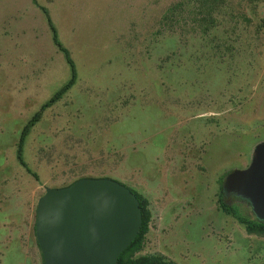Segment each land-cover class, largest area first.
<instances>
[{"label":"rangeland","instance_id":"rangeland-1","mask_svg":"<svg viewBox=\"0 0 264 264\" xmlns=\"http://www.w3.org/2000/svg\"><path fill=\"white\" fill-rule=\"evenodd\" d=\"M172 2L0 0V264H42L38 200L83 177L150 199L142 253L264 264V239L217 204L226 175L264 141V55L251 58L244 44L235 58L188 57L196 45L157 32ZM49 19L77 77L29 127L23 155L33 174L17 158L23 131L73 76ZM231 205L254 216L245 201Z\"/></svg>","mask_w":264,"mask_h":264},{"label":"water","instance_id":"water-1","mask_svg":"<svg viewBox=\"0 0 264 264\" xmlns=\"http://www.w3.org/2000/svg\"><path fill=\"white\" fill-rule=\"evenodd\" d=\"M222 191L246 201L264 221V141L247 167L226 175ZM141 227L138 197L111 178L83 177L47 187L37 204L35 234L45 264H117Z\"/></svg>","mask_w":264,"mask_h":264},{"label":"trees","instance_id":"trees-1","mask_svg":"<svg viewBox=\"0 0 264 264\" xmlns=\"http://www.w3.org/2000/svg\"><path fill=\"white\" fill-rule=\"evenodd\" d=\"M49 22L54 31V41L71 65L73 76L62 89L43 105L41 111L36 113L23 131L17 158L29 172L33 171L23 155V143L29 127L41 118L43 110L62 97L77 77L74 61L68 49L61 44L50 19ZM158 25V33L165 32L164 29H167V34H175L181 43L196 45L192 49L187 48V50H195L194 54V51L191 52V56L187 54L191 58H196L198 55L218 60L239 57L240 46L244 44L252 48L251 58L260 56V53L264 55V0H174L161 14ZM168 29H173V32ZM180 49L182 48L179 47L178 51L181 53L182 50ZM170 56L171 54L167 53L162 59H169ZM33 174L35 173L33 172ZM130 189L140 201L142 227L130 246L121 253L117 264H177L174 260L161 254L142 253L151 228L153 211L150 199L145 194L134 188ZM217 204L220 210L241 223L247 234L264 239V221L258 220L255 216L248 217L242 214L237 206L229 205L223 194L222 185ZM42 262L45 264L43 255Z\"/></svg>","mask_w":264,"mask_h":264},{"label":"flooded vegetation","instance_id":"flooded-vegetation-1","mask_svg":"<svg viewBox=\"0 0 264 264\" xmlns=\"http://www.w3.org/2000/svg\"><path fill=\"white\" fill-rule=\"evenodd\" d=\"M225 199L228 201L229 205H231V203L234 201V200H240L239 198L233 196V195H229V196H225ZM240 201H243V200H240Z\"/></svg>","mask_w":264,"mask_h":264},{"label":"crops","instance_id":"crops-1","mask_svg":"<svg viewBox=\"0 0 264 264\" xmlns=\"http://www.w3.org/2000/svg\"><path fill=\"white\" fill-rule=\"evenodd\" d=\"M36 221V220H35ZM40 248V247H39ZM41 251V250H40ZM42 264H43V262H42Z\"/></svg>","mask_w":264,"mask_h":264}]
</instances>
